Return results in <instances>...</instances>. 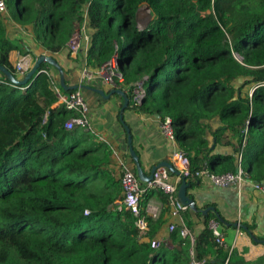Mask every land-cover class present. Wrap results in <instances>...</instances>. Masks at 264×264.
<instances>
[{"label":"trees","instance_id":"trees-1","mask_svg":"<svg viewBox=\"0 0 264 264\" xmlns=\"http://www.w3.org/2000/svg\"><path fill=\"white\" fill-rule=\"evenodd\" d=\"M5 2L9 17L0 13V66L18 80L24 77L10 62L18 47L8 23L23 28L55 59L83 25L89 4L86 67L101 71L116 61L122 80L113 78L114 89L126 92V110L170 122L177 147L190 160L189 187L197 186L196 173L203 170L236 173L239 154L246 178L264 182V0ZM143 6L151 9L152 20L140 30L137 12ZM73 91L61 87L58 69L48 63L24 87L0 71V264H225L228 255L209 229L211 221L220 227L227 222L217 211L183 212L190 234L192 216L203 221L200 236L193 243L176 226L170 245L154 250L165 217L173 216L170 196L155 189L142 196L141 216L149 225L144 239L132 211L113 209L123 187L112 149L91 131H67L75 114L55 107L59 94ZM216 119L220 127L212 130ZM222 146L232 152H218ZM154 197L163 204L159 219L146 214ZM243 226L253 236V227ZM228 264H236L232 256Z\"/></svg>","mask_w":264,"mask_h":264},{"label":"crops","instance_id":"crops-1","mask_svg":"<svg viewBox=\"0 0 264 264\" xmlns=\"http://www.w3.org/2000/svg\"><path fill=\"white\" fill-rule=\"evenodd\" d=\"M140 19L141 21L146 19L145 23L150 21L147 10L140 15ZM8 32L11 40L18 47L10 54V62L13 66H16L22 55L30 54L34 64L41 55L49 56L39 47L32 35L15 23H8ZM82 47H85V43ZM87 50L88 48H82L77 55H72L68 46L65 51L54 56L62 69L65 70L66 77L71 85H77L81 82L86 69L96 73L95 70L86 67ZM91 87L104 91L106 95H110L111 91L114 90V87L104 77L100 76L95 79V83ZM83 92L90 105L91 132H97L107 138L134 168L127 156L130 153L126 129L120 120V107L124 104L123 97L113 94L107 99L90 90L83 89ZM58 105L59 102L55 107ZM124 123L131 130L133 147L139 151L141 165L147 175H150L154 166L162 162L171 163L172 154L177 145L171 143L162 134L159 118L139 114L135 110H126L124 112ZM211 127L212 130L220 127L219 120L216 119L212 122ZM208 139L212 145L214 142L213 137L210 136ZM218 152L229 154L232 149L230 146H222L218 147ZM190 194L198 209L205 211L206 207L207 209L212 208L211 212H219L227 221L226 224L221 225L220 229L225 235L228 248L232 250L231 256L235 259L236 264H264V240H260L264 239V196L262 194L250 186L239 188L237 185H230L221 188L216 186L209 178H201L196 187L189 188L188 195L190 196ZM149 205L159 208L160 217L163 204L160 202L159 197L152 198L147 206ZM192 217L194 225L192 235H190L195 240L204 230V225L202 220L197 219L194 215ZM165 219L167 224L160 232L158 239L168 238L169 233H171L169 231L170 225L182 226L183 222L186 225L182 213L179 217L173 215L171 217L166 216ZM245 224L253 227V236L242 230L241 227Z\"/></svg>","mask_w":264,"mask_h":264},{"label":"built area","instance_id":"built-area-1","mask_svg":"<svg viewBox=\"0 0 264 264\" xmlns=\"http://www.w3.org/2000/svg\"><path fill=\"white\" fill-rule=\"evenodd\" d=\"M214 2L215 0H211ZM89 4H86L85 9V21L81 27L78 28L76 33L74 34L69 47L71 50L72 55H77L85 43L86 49L89 46L90 39L87 35V27H88V20H87V7ZM0 13L9 17L8 7L5 0H0ZM87 35V36H85ZM32 56L30 54L22 55L15 68L17 74L25 77L27 73L32 69L34 66ZM109 71V75H107L106 81L111 83L114 87L115 84L113 82V78L117 77L122 80L121 75L117 71V62L113 61L109 63L108 66L103 68L101 71L97 73L90 72L89 70H85L83 73V77L81 78L80 86H85L86 82L92 81L94 78L97 79V76L102 75L104 71ZM46 72V71H45ZM144 91L142 89V85H139L137 92H136V99L141 101L143 97ZM59 105H63L67 111L73 112L75 114L66 124L65 129L67 131L73 130L75 127H80L84 130L91 131L90 126V105L87 102L84 92L82 88H78L73 92L67 95L59 94ZM47 115L45 117L44 123L47 121ZM161 131L162 134L174 145L176 144L173 129L170 125V122L167 121L166 123H161ZM94 134L98 137V139L104 143H106L113 152V167L115 166V170L117 171L118 177L121 178L122 187H123V194L122 199L116 201L114 208L117 211H123V209H128L134 213L136 216V228L139 232V238L144 239L147 236L149 231V225L145 216H141V198L148 189H155L162 191L163 193L170 196L172 200L173 206V215L180 216L181 213L189 210L190 208L187 206H183L178 199V191L180 188V183L183 179H186L191 176V164L188 158V155L178 147H176L175 151L172 154L171 163L173 164L174 168L177 170L179 175H173L172 173L164 167L159 168L156 173L154 174V178L151 182L144 183L142 185V181L139 179L137 172L134 168L128 163L126 157L112 144L108 141L107 138L104 136L99 135L97 132ZM128 156V155H127ZM241 154L238 155V168L236 173H227L221 176L210 174L207 170H203L201 172L196 173L198 178H209L216 186L221 188L229 187L230 185H237L239 188L242 186H250L255 191L259 192L264 196V182L257 183L250 181L246 178L244 173L243 167L241 165ZM175 178V180H173ZM146 214L147 216L152 217L153 219H158L160 215L159 208L155 206H147L146 207ZM182 231L181 234L183 236H190V232L184 222L182 223ZM176 228V225L172 224L169 227V231L173 232ZM209 229L213 232L214 237L216 238V242L224 251L228 253L227 260L225 264L229 263L230 256L232 250H230L225 241V235L220 229V225L216 221H211L209 223ZM192 242L194 243V239L191 238ZM169 239L167 237L161 239H154L151 243L152 249L159 250L163 246H168ZM193 255V252H192ZM193 264H209L206 261H198L193 260Z\"/></svg>","mask_w":264,"mask_h":264},{"label":"water","instance_id":"water-1","mask_svg":"<svg viewBox=\"0 0 264 264\" xmlns=\"http://www.w3.org/2000/svg\"><path fill=\"white\" fill-rule=\"evenodd\" d=\"M146 10L148 11L149 17L151 18L150 21L152 20L151 9L148 6H143L142 8H140L138 10V12H137V21H138V27H139L140 30L145 29L148 26V24L150 23V21H148L145 24H142V25L140 24V19H139L140 13L143 12V11H146ZM43 63H48L49 65H51V66H53V67L58 69L59 74H60V84H61V87L65 91H73V90H77L78 88H82V89L93 91V92H95V93H97V94H99L102 97L107 98V99H109L110 96L113 95V94H118V95L123 97L124 104H123V107L121 109L120 120L123 123V125H124V127L126 129L127 135H128L127 140H128V145H129L130 156H131L132 160L135 163V168H136L137 175H138L139 179L143 183L151 182L153 180V178H154V174L161 167L167 168L171 173H173L175 175H179L177 170L174 168L173 164L169 163V162H162V163L154 166L152 168V171H151L150 175H147L143 171L142 165L140 163V158L137 155V153H136V151H135V149L133 147V138H132V135H131V130L124 123V112L128 108L129 102H130V100H129V98H128V96H127L125 91L114 89V90L111 91L110 95H106L104 91L96 89V88H93V87H90V86H80V85L68 86V85H66V82H65V74H64V71H63L62 67L59 65V63L53 57H50V56H47V55H41L40 57H38L36 62H35V64H34V66L32 67V69L29 71V73L26 74V76L22 80H18L14 76V74L12 72H10L8 69H6L5 67H1L0 66V71L6 76V78L8 79V81L10 83H12L13 85H16L18 87H24V86H27L31 82V80L36 75V73L38 72L40 66ZM156 117L159 118V115H157ZM189 188L190 187L187 184L186 180L183 179V182H182V184H181V186L179 188V191H178V199H179V201L181 202V204L183 206H187V207L190 208V210H192L194 212H197L198 208L196 206L195 201L188 195V189ZM210 210H212V208L206 209L205 211H203V214L206 215Z\"/></svg>","mask_w":264,"mask_h":264},{"label":"rangeland","instance_id":"rangeland-1","mask_svg":"<svg viewBox=\"0 0 264 264\" xmlns=\"http://www.w3.org/2000/svg\"><path fill=\"white\" fill-rule=\"evenodd\" d=\"M143 13H145V11H143V12H141L140 13V15L141 14H143ZM139 19H140V16H139ZM151 18L149 17V20H150ZM146 20V19H145ZM144 19H143V21H141V19H140V24L142 25V24H144L145 21ZM79 27H81V25H77V30H78V28ZM87 31V35H88V37H89V39H90V34H89V32H88V30H86ZM87 35H85V36H87ZM83 49H86V46L85 47H82ZM237 56V55H236ZM238 59H240V57H237ZM98 71H96V73H97ZM107 75H109V71H104L103 73H102V75H100V77H104L105 79L107 78ZM99 77V76H98ZM97 77V78H98ZM118 77V76H117ZM93 83H95V78L92 80V81H89V82H86L85 81V84H83V85H85V86H90L91 87V85H93ZM109 83V82H108ZM111 84V83H110ZM77 85H80V83L79 84H77ZM112 85V84H111ZM250 88V87H249ZM248 91L249 92H252V89H248Z\"/></svg>","mask_w":264,"mask_h":264}]
</instances>
